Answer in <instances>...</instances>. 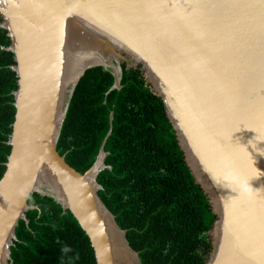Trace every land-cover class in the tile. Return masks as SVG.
<instances>
[{"label": "water", "instance_id": "obj_1", "mask_svg": "<svg viewBox=\"0 0 264 264\" xmlns=\"http://www.w3.org/2000/svg\"><path fill=\"white\" fill-rule=\"evenodd\" d=\"M0 16L18 78L0 180V264H12L19 221L38 209L29 204L35 193L72 214L96 264H141L98 195V176L112 169L111 131L85 173L57 149L85 72L101 67L121 89L123 64L160 101L210 201L205 264H264V0H0ZM80 57L90 60L71 76Z\"/></svg>", "mask_w": 264, "mask_h": 264}, {"label": "trees", "instance_id": "obj_2", "mask_svg": "<svg viewBox=\"0 0 264 264\" xmlns=\"http://www.w3.org/2000/svg\"><path fill=\"white\" fill-rule=\"evenodd\" d=\"M2 18L0 16V24ZM7 32L0 28V180L6 170L15 120L18 78ZM101 67L85 72L63 123L57 149L85 173L101 145L108 156L98 192L126 231L141 264H205L215 221L210 201L196 183L174 131L138 70L122 65L121 89ZM149 86L150 83L148 82ZM111 115L113 120L111 121ZM16 228L12 264H96L86 233L54 198L33 194Z\"/></svg>", "mask_w": 264, "mask_h": 264}, {"label": "bare ground", "instance_id": "obj_3", "mask_svg": "<svg viewBox=\"0 0 264 264\" xmlns=\"http://www.w3.org/2000/svg\"><path fill=\"white\" fill-rule=\"evenodd\" d=\"M90 60V57H80V58H76L74 60H72L71 63V68H72V74L71 76H73L74 73H77V71L83 67L84 65H86V63H88ZM111 235L114 236V238L112 239H117V241H119V243L121 242V238L119 236V233L114 229H111ZM120 258H123V256H120ZM128 261V259H126Z\"/></svg>", "mask_w": 264, "mask_h": 264}]
</instances>
